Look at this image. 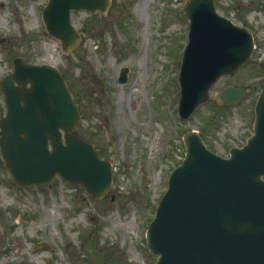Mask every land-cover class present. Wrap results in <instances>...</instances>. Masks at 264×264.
I'll use <instances>...</instances> for the list:
<instances>
[{
	"label": "rangeland",
	"instance_id": "1",
	"mask_svg": "<svg viewBox=\"0 0 264 264\" xmlns=\"http://www.w3.org/2000/svg\"><path fill=\"white\" fill-rule=\"evenodd\" d=\"M185 1L112 0L106 13L72 11L82 39L64 52L42 18L48 0H0V79L17 56L55 65L82 111L79 133L114 167L110 190L96 198L59 176L19 187L0 151V264H154L146 231L168 176L185 156L184 133L200 131L213 151L228 156L253 132L264 82V0H215L219 13L254 33L258 48L252 62L220 78L212 98L229 84L250 87L248 94L222 107L210 99L181 119ZM4 112L0 88V118Z\"/></svg>",
	"mask_w": 264,
	"mask_h": 264
},
{
	"label": "water",
	"instance_id": "2",
	"mask_svg": "<svg viewBox=\"0 0 264 264\" xmlns=\"http://www.w3.org/2000/svg\"><path fill=\"white\" fill-rule=\"evenodd\" d=\"M110 2L49 0L46 28L68 51L81 41L71 10L105 12ZM184 10L190 22L179 72L183 119L210 98L221 75L250 58L254 46L252 32L219 14L214 0H187ZM127 71L122 69L120 81ZM0 84L7 105L0 147L12 180L51 183L59 174L102 197L112 185V163L77 132L81 114L60 71L17 57L13 74ZM246 91L229 86L214 100L236 103ZM255 113L254 133L228 157L209 149L197 131L184 134L185 158L170 173L147 230L148 247L159 255L155 264H264V87Z\"/></svg>",
	"mask_w": 264,
	"mask_h": 264
},
{
	"label": "flooded vegetation",
	"instance_id": "3",
	"mask_svg": "<svg viewBox=\"0 0 264 264\" xmlns=\"http://www.w3.org/2000/svg\"><path fill=\"white\" fill-rule=\"evenodd\" d=\"M254 55V54H253ZM259 66H260V68H262V73L260 74L261 76H263L264 77V53L261 55V59H260V61H259ZM8 74V73H7ZM264 85V82H263V84L261 85V88H262V86ZM249 89H250V87H248Z\"/></svg>",
	"mask_w": 264,
	"mask_h": 264
},
{
	"label": "bare ground",
	"instance_id": "4",
	"mask_svg": "<svg viewBox=\"0 0 264 264\" xmlns=\"http://www.w3.org/2000/svg\"><path fill=\"white\" fill-rule=\"evenodd\" d=\"M140 9H141V11L144 9V3H141Z\"/></svg>",
	"mask_w": 264,
	"mask_h": 264
},
{
	"label": "trees",
	"instance_id": "5",
	"mask_svg": "<svg viewBox=\"0 0 264 264\" xmlns=\"http://www.w3.org/2000/svg\"><path fill=\"white\" fill-rule=\"evenodd\" d=\"M76 99V98H75Z\"/></svg>",
	"mask_w": 264,
	"mask_h": 264
}]
</instances>
